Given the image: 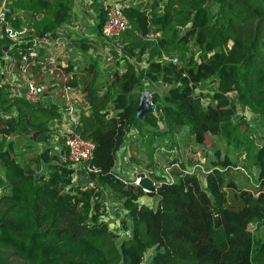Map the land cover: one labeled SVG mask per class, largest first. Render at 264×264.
<instances>
[{"label":"trees","instance_id":"trees-1","mask_svg":"<svg viewBox=\"0 0 264 264\" xmlns=\"http://www.w3.org/2000/svg\"><path fill=\"white\" fill-rule=\"evenodd\" d=\"M75 1L11 0L7 16L28 29L27 38L44 36L72 19ZM121 1L130 22L116 36L125 63H114L104 93L98 58L80 80L90 111L77 131L95 143L87 165L97 172L70 161L66 137L56 128L64 121L57 104L34 105L0 86V264H145L149 250V264H264V240L252 229L264 224V141L258 144L251 132L252 118L264 121V0ZM100 6L101 34L107 10ZM23 12L31 15L26 24L18 16ZM74 41L87 54L96 49L87 37ZM10 44L0 34V56ZM28 51V44L8 49L17 66ZM144 81L166 89L163 97L152 93L156 110L139 119ZM160 121L166 126L158 134L144 126ZM140 129L177 138L180 148L211 147L213 137L242 148L249 154L245 170L256 171L259 187L238 184L230 172L238 165L229 157L217 164L227 170L213 169L202 180L174 156L176 180L151 173L158 185L146 192L114 171L126 137ZM42 135L50 145L31 148ZM104 191L127 211L124 227L131 234L121 244L106 219ZM147 195L157 198L156 206L143 201Z\"/></svg>","mask_w":264,"mask_h":264},{"label":"built area","instance_id":"built-area-1","mask_svg":"<svg viewBox=\"0 0 264 264\" xmlns=\"http://www.w3.org/2000/svg\"><path fill=\"white\" fill-rule=\"evenodd\" d=\"M10 1L0 0V34L13 43L0 56V86L11 88L13 96L34 105L46 106L50 102L57 104L61 108L62 120H64L57 131L66 137L70 161L76 165H86L89 172H97V169L87 165L89 161L94 159L95 143L92 140L83 138L77 131L82 114H88L90 111V103L86 98L85 92L80 87L68 85L69 81L72 80V73H65L64 69L69 64L66 62L58 63L55 55H53L54 52L66 55L74 52L72 40L80 36L77 32L78 26H72L68 21L53 33H48L44 36H34L29 39L27 38L28 29L26 27L16 28L8 19L7 11H9V8L7 3ZM101 4L107 10L106 21L102 27L101 34L97 31L99 39L95 41L99 40L100 43L98 42L96 49L93 46L94 48L88 54H100L102 51L103 56L104 53L107 54V56H104L105 60H110L106 50L107 46L109 47L108 40L128 30L130 22L124 13V6L121 0H102ZM14 44L29 45L28 53L21 55L19 66L16 64L17 60L15 57L8 52V49ZM52 50H54L53 53ZM101 86L100 93L106 90L108 78L102 80ZM173 167L179 168L177 164H173L167 166L166 170L171 171ZM216 168L221 171L227 170V167L223 169V167L215 166L206 170L205 174L208 175ZM235 169H241L247 173L250 183L256 188L259 187L256 174L255 176L251 175L240 166ZM196 171L197 169L193 168L188 169L186 173L197 174ZM141 172H143L142 175L139 174L133 179L138 185L142 177L150 178L151 173L160 175L157 167L154 170L145 168ZM116 175L121 178L118 174ZM122 180L127 181V179ZM169 181L174 182L175 180L171 178ZM154 183L156 186L158 185L155 181ZM256 194L258 193L256 192Z\"/></svg>","mask_w":264,"mask_h":264},{"label":"rangeland","instance_id":"rangeland-1","mask_svg":"<svg viewBox=\"0 0 264 264\" xmlns=\"http://www.w3.org/2000/svg\"><path fill=\"white\" fill-rule=\"evenodd\" d=\"M137 3H151V0H138ZM87 7L88 11L85 13L84 16L80 17L81 22L79 23L77 32L80 36L87 37L89 40L95 41L96 39H99L96 27L99 22L98 14L100 4H89ZM18 16L21 18V20H23V23L25 24L31 19L30 13L27 12L18 13ZM108 41L109 47L107 46L106 50L108 51V58L110 60H105L104 56H107V54L104 53L103 56L102 51L100 52V54H95L92 56V60L94 58H98L99 60L100 66L98 69L101 72L102 80L108 78L109 75L107 73H111V71L115 69L114 63H116L117 61H119L120 64L125 63L123 61H120L122 60V58L119 57L121 47L117 42V37L112 38ZM111 46L114 47V50ZM78 47L79 44L76 45V50ZM78 49H80V51L77 55L79 56L81 61L85 59L90 60V56L86 54V52H83L81 48ZM145 66L146 63H143L141 65V67L144 68ZM143 85L142 87H140V89H138V92H140L141 94L144 92H149L152 95V93L157 92L161 97H163L165 94V85L155 83L152 84L147 81H144ZM200 88L208 89L209 87L207 84H202ZM212 88L213 87H211V89ZM105 91H107V88ZM246 113L250 114L251 112L246 110ZM263 123L264 121L257 120L255 118L251 119V132L258 144L264 141ZM144 126L145 128L154 130L156 132L155 134H158V132L161 131L166 125H164V123L160 121L157 127H153L148 123H144ZM56 128L59 127L57 126ZM44 138L45 135L40 136L38 140L32 143L31 148H35L38 150L47 148L50 144ZM213 139L214 143L211 147L205 146L204 148H199L196 144L191 147H187L186 143H184L182 148H180V146L178 145L177 138L168 140L163 135H148L147 132L144 131V129H140L139 131H132L126 137V142L123 148L118 152L116 169L114 168V171L116 174L121 176L122 179H127V181H130L131 179H134L136 177L137 170L145 169V167L147 166L146 164L149 162H155L158 168V172L161 176H163L166 180H171V178L173 180H176V174L179 173V169H176L175 167L172 168L171 171L166 170L167 166L172 165L171 160L174 159V156H176L177 159L183 160L186 163L187 168L197 169V175L200 176L202 180H204L206 177V170H209L215 166L221 167L217 164L220 158L223 157L231 158L234 163H237L238 166L245 170L246 167L244 166H247L249 163V154H247V151L242 148H234L233 146H228L225 142L220 141L217 137H213ZM50 140L51 142H53L51 146H53L54 144L55 146H58L57 138H55L54 140L53 138H51ZM5 142L6 144H9L10 139H6ZM16 150L20 151L21 149L17 148ZM132 158L141 161L143 164L139 166L138 162L135 163L132 161ZM235 168L236 167H234L230 172L236 182L238 184L245 183V185H247L248 187H252V184L247 182V173H245L241 169L238 170ZM41 170L46 172L47 167L44 166V168H42ZM246 171L250 173L248 170ZM254 173L256 174V171H254ZM83 182L88 183L89 181L84 180ZM104 196L108 204V213L106 215V219L110 224L111 229L117 235L116 241L118 242V244H121L122 237L131 234V231L126 230L124 227V223H126V221L130 224L129 219L127 217V211L124 207L123 201L116 199L114 196L110 195L106 191H104ZM143 201L146 203H150L153 206H156L158 200L156 197H151L147 195ZM252 229L254 230L258 238L264 240V224L260 226L255 225ZM151 254L152 252L150 250L147 251L145 264H149Z\"/></svg>","mask_w":264,"mask_h":264},{"label":"crops","instance_id":"crops-1","mask_svg":"<svg viewBox=\"0 0 264 264\" xmlns=\"http://www.w3.org/2000/svg\"><path fill=\"white\" fill-rule=\"evenodd\" d=\"M101 3H102V0H76L75 1V8H74V15L72 17V20L69 21V23H71L72 26H79V23L81 22L80 17L84 16L85 13L88 11V7L87 6L89 4H96L97 5V4H101ZM100 8H101V6L99 7V10H100ZM79 38H80V36L75 37L74 39H79ZM89 41H91L92 44L96 43L95 44L96 46L98 45V42L100 43L99 40L98 41L89 40ZM73 43H74V52L72 54L66 55V54H63V53H55V52L53 53L54 50H52V53H53V55H55L56 59L58 60V63L66 62L67 64L71 65L74 68V69L71 70V73H72V78L71 79L72 80L69 81L68 85H70L71 87L72 86L73 87H80L84 91L82 81L80 82V80L82 78V75H86L87 74V71H88L87 69H88L89 64L91 63V61L96 60V58H94L92 60V56L93 55L88 54L90 56V60L89 59H85V60L81 61V59L77 55L79 53V51H80V49H78V48H81V47L79 45V47L76 50V45L78 43L75 42V41ZM93 48L94 47L92 46L90 48V50L93 49ZM81 50H82V48H81ZM90 50H89V52H90ZM72 81L73 82L79 81L80 83L77 84V85H74V84L71 83ZM60 125H62V124H59L58 127H60ZM57 130H58V128H57ZM181 138H184V133H182L179 136V139H181ZM115 169H116V167H115Z\"/></svg>","mask_w":264,"mask_h":264},{"label":"water","instance_id":"water-1","mask_svg":"<svg viewBox=\"0 0 264 264\" xmlns=\"http://www.w3.org/2000/svg\"><path fill=\"white\" fill-rule=\"evenodd\" d=\"M154 111L155 105L152 102L151 94L149 92L142 93L139 99L136 117L139 119H145L148 113ZM139 185L146 192H151L156 188V184L149 177H142L139 181Z\"/></svg>","mask_w":264,"mask_h":264}]
</instances>
